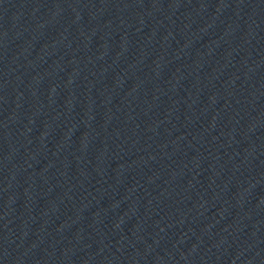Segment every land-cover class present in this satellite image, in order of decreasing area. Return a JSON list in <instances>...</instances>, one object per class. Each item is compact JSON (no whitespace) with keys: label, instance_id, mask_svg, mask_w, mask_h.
Instances as JSON below:
<instances>
[{"label":"water","instance_id":"water-1","mask_svg":"<svg viewBox=\"0 0 264 264\" xmlns=\"http://www.w3.org/2000/svg\"><path fill=\"white\" fill-rule=\"evenodd\" d=\"M263 247L264 0H0V264Z\"/></svg>","mask_w":264,"mask_h":264}]
</instances>
